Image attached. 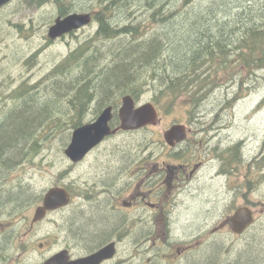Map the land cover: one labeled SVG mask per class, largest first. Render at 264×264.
<instances>
[{"label":"rangeland","instance_id":"rangeland-1","mask_svg":"<svg viewBox=\"0 0 264 264\" xmlns=\"http://www.w3.org/2000/svg\"><path fill=\"white\" fill-rule=\"evenodd\" d=\"M35 1L42 0L28 3L19 0L0 10V127L23 103L29 105L30 100L54 102L59 93L52 90L58 81L64 79V87L68 88L66 76L53 79L50 74L79 47L86 45L90 49L91 46L92 50L98 51L96 56L101 52L103 57L105 49L116 42L105 41L98 36L99 24L94 18L86 28L49 41L48 29L60 11L66 13L61 16L82 12L97 16L108 7L106 13L111 18L112 27L141 25L144 33L158 29V25L152 27L154 23L149 20L147 0H130L126 7L122 3L113 6V0H46L41 6L34 5ZM212 1L205 0L203 3L210 7ZM243 2L246 7L249 6V0ZM226 6L233 7V4L228 1ZM62 69H71V78L75 75L73 71L79 68ZM222 70L215 69L214 81L226 72L221 73ZM154 78L153 69L135 75L134 85L138 88V99L135 101L136 106L148 102L154 104L158 111V126L120 132L109 137L80 166H72L64 158L63 148L68 146L75 127L95 117L93 113L97 111L99 97L93 93L90 105L77 114L79 107L70 106L72 96L65 91L66 103L58 104L56 114L47 116L31 136L30 143L37 144V152L29 154L30 145H26L25 154L14 166H0L3 176L0 179V210L34 212L45 192L58 184L71 189L72 204L66 213L51 214V228L40 229L36 238L43 242L46 233L58 235L57 225L61 221H66L69 226L75 220L78 224L92 222V217H95L93 209H104L110 204V199L116 205V197L124 195L113 188L117 183L119 187L121 185L116 172L119 167H129L134 172L133 160L143 152V148L145 160L155 161L157 140L160 145H167L161 138L163 132L172 125L186 123L191 115L204 114V120L219 129L217 136L224 148L215 156L211 152L209 176H201L200 183L208 185V192L206 200L195 202V206L200 205L202 211L198 212L194 207L193 214L187 217L188 221L185 216L169 219L174 224L172 232L184 238L183 242L192 244L187 258L181 259L178 264H264V69L255 73H239L235 81L225 82L221 78L210 90L185 89L173 99L164 94L158 95L161 84ZM125 95L130 94L111 92V100L107 103H120ZM198 98L199 102L194 105ZM76 123L79 124L74 127ZM231 139L241 143L236 151L239 158L236 162L232 158L234 151L229 152ZM225 167L232 169L230 175L217 173L219 168ZM113 192L115 195L111 196ZM240 206H247L254 213L253 226L240 236L232 234L229 228L213 233V227ZM81 207L86 209L80 212L78 209ZM82 215L84 217L79 219ZM102 215L113 217L109 213ZM136 219L135 215H131L125 224L130 229L131 263L168 264L159 260L161 250L159 245L153 244L157 242L155 235L144 234L135 226ZM160 220H154L155 228L162 224ZM98 226L111 227L114 224L103 218Z\"/></svg>","mask_w":264,"mask_h":264},{"label":"trees","instance_id":"trees-1","mask_svg":"<svg viewBox=\"0 0 264 264\" xmlns=\"http://www.w3.org/2000/svg\"><path fill=\"white\" fill-rule=\"evenodd\" d=\"M204 1L147 0L146 11L154 23L152 27L158 25V29L149 33H144L141 25L112 27L111 18L106 13L108 7L100 15H94L99 24L98 36L116 42L105 49L103 57L101 52L96 56L98 51L92 50L91 46L90 49L86 45L79 47L50 74L53 79L66 76L68 81L67 89L64 79L53 87L52 91L59 93L54 102L30 100L29 105L23 103L5 120L0 127V166H14L25 154L26 145H30L29 154L37 152V144L30 143L31 136L47 116L56 114L58 104L66 103L65 91L72 96L70 106L79 107L77 114L90 105L93 93L98 96L97 111L93 113L96 116L104 104H115L107 103L111 100V92H126L137 100L134 77L146 69H153L154 81L161 84L158 95L164 94L171 99L185 89L210 90L221 78L230 82L235 81L239 73L263 70L264 0H249L248 7L243 0H213L210 7L204 5ZM228 1L233 7L226 6ZM129 2L113 0L111 4L122 3L126 7ZM65 14L60 11V15ZM74 66L79 69L74 70L75 75L70 78L71 69L62 68ZM215 69H223L221 73L226 71L220 73L216 81L213 80ZM199 100L193 104L197 105ZM103 218L116 222L112 217L97 214L92 217V222L80 221L78 224L75 220L73 230L84 236L100 233L107 228L98 226Z\"/></svg>","mask_w":264,"mask_h":264},{"label":"flooded vegetation","instance_id":"flooded-vegetation-1","mask_svg":"<svg viewBox=\"0 0 264 264\" xmlns=\"http://www.w3.org/2000/svg\"><path fill=\"white\" fill-rule=\"evenodd\" d=\"M17 1L19 0H12L0 10ZM30 1L25 0V3ZM43 4L45 3L35 2V5L41 6ZM119 105V103L108 104L99 111L101 113L105 107L112 108L113 117L109 123L111 129L116 128L119 124L117 116ZM100 113L91 118V122L96 120L95 118ZM181 125L186 128V136L181 142H174V145L170 146L163 143L160 145L157 140L155 161L145 160V148H143V152L140 153L143 156L140 157L139 155L137 159L133 160L134 172L130 171L129 167H119V170H116L117 180L121 182V186L119 187L117 183L113 188L114 190L117 188L118 193L124 194L122 197H116L118 204H112L110 199V204L104 209H99L100 212L93 209L95 215L101 216L105 213L113 215L112 218L116 221L114 223L123 226L116 224L103 228L100 233L84 236L82 233L75 232L73 225L69 226L66 221H61V224L57 225V228L59 227L58 235L46 233L43 242H40L36 238L40 229L51 228L52 220L49 216L68 212L72 204L71 189L56 184L55 187L66 189L70 195V202L64 208L47 212L45 217L37 222L33 220L35 210L34 212L15 209L0 210V264H45L57 254L62 255L61 260L64 264H74V262L88 258L108 246H112L113 258H106L99 264H132L130 229L125 225L129 222L131 215L137 217L134 221L135 226L144 234L155 235L157 242L153 244L159 245L161 250L158 253L159 260L162 259L168 264H178L181 259L187 258L192 244L188 241L183 242L184 238L176 235V232H172L174 224H171L169 219L185 216L188 221L187 217L193 214V209L196 207L195 202L202 203L206 200L208 185L204 182L200 183L201 176L204 178L209 176L211 158L213 157L211 152L215 156L224 147L221 144V138L217 136L219 129L216 128L215 124L206 122L204 114L191 115L189 120ZM156 126H158V121ZM163 134L164 132L161 135L162 139ZM229 144V152L231 154L234 151L232 158L236 162L237 159L239 160L236 151L241 143H236L231 139ZM98 148L99 146L91 150L82 161L72 163V166H80ZM65 149L66 147L63 148V155ZM64 158L66 157L64 156ZM69 163L71 164L70 161ZM231 170L229 167L219 168L217 173L230 175ZM1 176L0 174V179H3ZM235 187L237 188V186ZM114 195L115 192L111 194V196ZM240 207L233 210V213ZM196 208L197 211H202L200 205ZM85 209V207H81L78 210L83 212ZM233 213L226 215L223 221L221 220L217 226L213 227V233H221L223 229L229 228L227 225L223 227L220 225ZM156 218L161 219L162 224H158L155 228L154 220ZM163 219L167 220L164 221ZM166 251L169 252L166 253ZM137 259L134 258V260Z\"/></svg>","mask_w":264,"mask_h":264},{"label":"water","instance_id":"water-1","mask_svg":"<svg viewBox=\"0 0 264 264\" xmlns=\"http://www.w3.org/2000/svg\"><path fill=\"white\" fill-rule=\"evenodd\" d=\"M12 0H0V8ZM92 21L90 13H70L64 17H57L48 29V38L56 40L66 34L78 31L88 26ZM112 108H105L96 120L92 123L76 127L71 134L70 142L64 150L65 157L71 163L82 161L85 156L97 147L105 138L115 135L118 131H135L147 126H156L159 122L158 114L153 103L148 102L136 106L135 100L130 95L121 99V107L118 110L119 126L111 129L109 126L112 120ZM186 136L184 125H172L163 134L166 144L173 146L174 142H181ZM70 202V195L62 187H51L43 195L41 204L36 207L33 216L34 222L45 217L47 212L64 208ZM254 223V215L250 208L244 206L238 208L231 217L226 219L221 227L227 225L232 234L241 235ZM113 255L112 246L103 248L96 254L76 261L74 264H99L100 261L110 258ZM45 264H64L61 255L57 254Z\"/></svg>","mask_w":264,"mask_h":264},{"label":"bare ground","instance_id":"bare-ground-1","mask_svg":"<svg viewBox=\"0 0 264 264\" xmlns=\"http://www.w3.org/2000/svg\"><path fill=\"white\" fill-rule=\"evenodd\" d=\"M83 13V12H82ZM86 28V27H85ZM104 106H105V104H104ZM118 116V115H117ZM96 119V118H95ZM87 122V121H86ZM89 123V122H88ZM115 125H116V123H115ZM74 129V128H73ZM72 133V132H71ZM139 161H140V159H139ZM74 164V163H73ZM71 165H72V163H71ZM230 165V164H229ZM224 166V165H223ZM228 166V165H227ZM231 166V165H230ZM237 166V165H236ZM137 168V167H136ZM135 169V168H134ZM138 170V169H137ZM132 171V170H131ZM232 171V170H231ZM122 174V173H121ZM2 177V176H1ZM128 177V176H127ZM2 180V179H1ZM101 180V179H100ZM228 180V179H227ZM123 181H124V179H123ZM127 181V180H126ZM121 183V182H120ZM124 184V183H123ZM90 186V185H89ZM96 186V185H95ZM101 186V185H100ZM121 186V185H120ZM90 188V187H89ZM95 190H97V189H95ZM111 194V193H110ZM95 200V199H94ZM90 201V200H89ZM88 203V202H87ZM148 220V219H147ZM146 221V220H145ZM152 221V220H151ZM124 222V221H123ZM147 222V221H146ZM146 225V224H145ZM152 226V225H151ZM70 233V232H69ZM147 237V236H146ZM74 246V245H73ZM73 246H72V248H73ZM75 248H76V246H75ZM61 252V251H60ZM92 254V253H91ZM62 256V255H61ZM69 257V256H68ZM113 258V257H112ZM69 259V258H68ZM70 262V261H69ZM73 262V261H72Z\"/></svg>","mask_w":264,"mask_h":264}]
</instances>
